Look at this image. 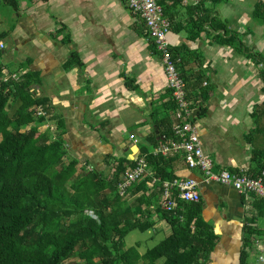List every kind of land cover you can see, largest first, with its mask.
<instances>
[{"label":"crops","instance_id":"0c3cea01","mask_svg":"<svg viewBox=\"0 0 264 264\" xmlns=\"http://www.w3.org/2000/svg\"><path fill=\"white\" fill-rule=\"evenodd\" d=\"M200 2L182 0V6ZM6 5L0 0V10ZM204 8L226 30L206 23L198 37L189 39L176 24L171 25L168 39L171 46L186 43L203 58L209 77L203 84H210L212 90L204 103L205 115L197 118L194 108L192 116L215 169H249L253 153L264 154V4L261 0H206ZM13 16L15 21L9 25L0 14L6 69L17 72L18 63L32 59L30 68L40 71L44 79L40 91L50 96L51 115L65 121L71 154L78 151L87 166L94 165L109 176L113 165L106 162L108 155L136 160L140 145L154 130L150 111L162 106L168 88L162 57L152 53L142 19L124 0H20ZM174 17L184 25V8ZM62 24L70 32V44L63 43V34L57 33ZM220 33L238 37L241 49L235 46L238 42L220 43L216 38ZM72 49L79 51L84 69L64 68ZM9 61L13 66L6 64ZM240 127L249 130L239 133L247 148L242 157L236 140ZM176 173L202 179L201 171L189 169L182 159ZM200 194L203 217L217 234L207 264H242V258L246 264H264L252 241L264 233V200L255 194L247 200L232 185L214 181L200 184ZM152 219L160 218L154 213Z\"/></svg>","mask_w":264,"mask_h":264},{"label":"trees","instance_id":"16d2710c","mask_svg":"<svg viewBox=\"0 0 264 264\" xmlns=\"http://www.w3.org/2000/svg\"><path fill=\"white\" fill-rule=\"evenodd\" d=\"M2 1L19 10L20 0ZM171 1V5L167 0L159 3L172 27L179 24L177 30L184 31L189 39L198 37L206 23L226 30L204 8L206 0L187 7L182 6V0ZM183 8L184 25L176 23L174 17ZM57 33L63 34V43L73 42L65 25ZM145 36L152 53L162 57L151 33L147 31ZM216 38L224 44L238 42L234 35L226 38L220 33ZM235 46L241 49L239 42ZM4 50H0V264H157L159 260L160 264H207L217 234L203 217L202 203L179 200L173 211L160 205L162 182L178 177L176 164L182 159L180 154L163 156L152 151L174 137L178 104L173 89L168 87L162 106L150 111L154 130L140 145V157L144 156L148 172L122 195L118 183L136 160L108 155L106 162L114 171L110 176L94 165H82L67 146L64 119L51 115L50 96L39 93L44 85L41 72L30 68L32 59L28 57L18 63L20 80L5 81ZM170 50L185 82L189 107L197 108L196 117H202L212 86L203 84L209 77L201 53L186 43ZM74 67H85L77 49L71 50L64 63L66 69ZM39 106L46 114L35 113ZM53 119L57 123L54 129L48 126ZM253 155L249 171L259 176L264 154L257 151ZM154 177L159 181L151 187ZM154 213L170 226L169 235L143 253L139 242L127 247L125 238L130 231L154 228ZM242 264H246V258H242Z\"/></svg>","mask_w":264,"mask_h":264},{"label":"built area","instance_id":"2783aa9c","mask_svg":"<svg viewBox=\"0 0 264 264\" xmlns=\"http://www.w3.org/2000/svg\"><path fill=\"white\" fill-rule=\"evenodd\" d=\"M264 4V0H261ZM130 10L139 16L148 31L153 36L157 49L162 54V62L167 75L168 87L173 89L174 98L178 104L176 110V121L173 124L174 137L165 143L159 144L152 151L156 155L180 154L182 160L189 169H199L202 173L201 181L192 177L178 176L172 180H163L160 205L167 211L177 208L179 200L185 202H199L201 199L200 184L212 181L232 185L244 197L249 200L252 194L258 195L264 200V165L259 176L252 175L250 168L241 167L236 171L228 168L215 169L214 161L204 149L203 140L199 134L197 125L193 120V109L189 107L186 98L185 82L177 69V62L170 50L171 42L168 33L171 29V20L165 14L163 6L158 0H126ZM6 43L0 39V50L5 49ZM21 75L17 72L4 70V80H20ZM207 84V81L204 82ZM36 114H46V110L39 106ZM88 168H91L88 166ZM114 171H111V174ZM147 162L144 156H138L135 165L127 169L123 179L118 183V189L125 195L127 188L136 181L146 176ZM159 181L153 178L149 186ZM264 233L255 235L252 238L253 244L260 249L259 259L264 261Z\"/></svg>","mask_w":264,"mask_h":264},{"label":"rangeland","instance_id":"374dc122","mask_svg":"<svg viewBox=\"0 0 264 264\" xmlns=\"http://www.w3.org/2000/svg\"><path fill=\"white\" fill-rule=\"evenodd\" d=\"M0 14L2 15L3 19L5 20V22L7 24H9V25H11L15 21L14 16H13L14 9L11 6L6 5L5 9H1L0 10ZM10 47L11 46H9V49H10ZM6 64L8 66H13L11 61H9ZM40 92L41 91H39V93ZM56 124H57L56 122L49 121L48 126H50V128H52V129H54L56 127ZM241 132L248 133L249 130H247V129L243 128V127L242 128L240 127L239 131L237 132L238 133V138L236 140H237L238 150L240 152L239 153L240 157L244 156L243 148L247 150L246 145L243 143L242 137H239V133H241ZM71 151H72L73 155H75L77 157L81 156V155H77V154H79L78 151H73V150H71ZM215 153H217V151H215ZM247 153H249V152L247 151ZM84 158H82V157L80 158L79 157L80 163L82 165L83 164H87V163H85L86 160H84ZM89 159L91 161L94 160L93 158H89ZM79 168H81V166H79ZM156 222H157V225L159 223L160 224L158 226H155L154 228H151V229H148V230L133 229L132 231H130L129 234L125 238V245L128 247V246L135 245L137 242H139V244H140L139 250H140L141 253H143L147 249L152 248L155 245H157L161 240H163L166 236L169 235L170 228L167 226V224H166V222L164 220L158 219V220H156ZM160 227H162L164 229H162ZM160 263H161V260H159L157 264H160Z\"/></svg>","mask_w":264,"mask_h":264}]
</instances>
